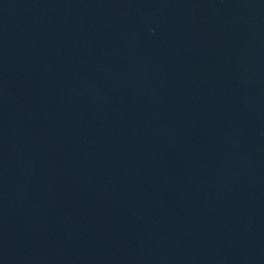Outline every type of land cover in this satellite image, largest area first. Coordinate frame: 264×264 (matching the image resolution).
Here are the masks:
<instances>
[{"label":"water","instance_id":"1","mask_svg":"<svg viewBox=\"0 0 264 264\" xmlns=\"http://www.w3.org/2000/svg\"><path fill=\"white\" fill-rule=\"evenodd\" d=\"M193 194L264 264V0H90Z\"/></svg>","mask_w":264,"mask_h":264}]
</instances>
